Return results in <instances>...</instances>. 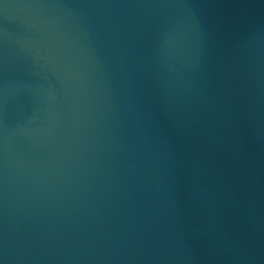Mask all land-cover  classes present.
Segmentation results:
<instances>
[{
	"label": "water",
	"instance_id": "1",
	"mask_svg": "<svg viewBox=\"0 0 264 264\" xmlns=\"http://www.w3.org/2000/svg\"><path fill=\"white\" fill-rule=\"evenodd\" d=\"M0 264H264V0H0Z\"/></svg>",
	"mask_w": 264,
	"mask_h": 264
}]
</instances>
